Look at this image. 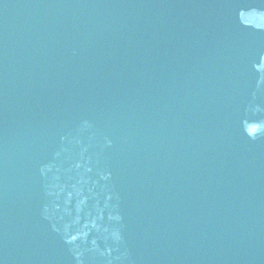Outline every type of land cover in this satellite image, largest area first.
Here are the masks:
<instances>
[{
  "label": "water",
  "instance_id": "95a60500",
  "mask_svg": "<svg viewBox=\"0 0 264 264\" xmlns=\"http://www.w3.org/2000/svg\"><path fill=\"white\" fill-rule=\"evenodd\" d=\"M0 264H264V0H0Z\"/></svg>",
  "mask_w": 264,
  "mask_h": 264
}]
</instances>
